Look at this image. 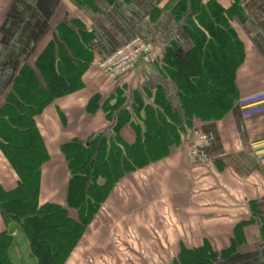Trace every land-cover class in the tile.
<instances>
[{
    "label": "crops",
    "instance_id": "1",
    "mask_svg": "<svg viewBox=\"0 0 264 264\" xmlns=\"http://www.w3.org/2000/svg\"><path fill=\"white\" fill-rule=\"evenodd\" d=\"M176 1L0 0V112L8 95L15 93L20 69L48 76L50 57L57 75L67 64L75 72L74 81L62 87L71 91L55 97L34 118L49 156L42 169L39 204L64 203L62 144L111 135V122L101 106L113 94L139 93L146 104L176 113L183 121L177 88L162 61L168 50L183 60L192 48L184 18L174 8ZM236 1L244 19L231 25L245 46L237 74L239 99L224 118L195 123L210 136L205 158L190 161L187 133L167 156L123 180L110 196L121 200V189L134 184L130 194L142 201L135 209L136 220L149 221L157 236L166 233V245L159 246L169 252L167 264L174 262L179 246L192 250L204 244L214 255L206 264H264V112H251L264 106V0ZM216 2L227 8L233 0ZM135 36L150 45L149 56L116 81L101 75L95 63ZM121 138L133 141L129 127L122 129ZM15 181L0 152V186L8 190ZM131 195L126 194L125 201ZM101 209L64 264L110 260L125 249L120 234L110 237L114 228L99 230L98 218L106 215Z\"/></svg>",
    "mask_w": 264,
    "mask_h": 264
},
{
    "label": "trees",
    "instance_id": "2",
    "mask_svg": "<svg viewBox=\"0 0 264 264\" xmlns=\"http://www.w3.org/2000/svg\"><path fill=\"white\" fill-rule=\"evenodd\" d=\"M174 8L184 18L192 48L183 60L168 50L162 61L177 88L183 121L176 113L146 104L139 93L110 96L101 109L111 122V135L71 139L60 146L67 170L63 205L39 204L42 169L49 156L34 118L55 97L71 91L62 87L74 81V68L67 64L57 75L48 57V76L20 69L15 93L8 95L0 112V152L16 177L11 189L0 186V264H14L10 224L19 227L34 264H64L123 180L163 159L187 133L190 140L195 123L218 121L238 102L237 74L245 61L244 43L231 25L244 19L238 2L222 8L216 0H177ZM126 126L133 134L130 144L121 138ZM213 258L206 244L192 250L179 246L172 264H206Z\"/></svg>",
    "mask_w": 264,
    "mask_h": 264
},
{
    "label": "rangeland",
    "instance_id": "3",
    "mask_svg": "<svg viewBox=\"0 0 264 264\" xmlns=\"http://www.w3.org/2000/svg\"><path fill=\"white\" fill-rule=\"evenodd\" d=\"M133 189L134 184H126L120 191L124 194L123 199H108L102 208L106 215L98 218V225L102 226L99 230L114 228L116 232H111L110 237L114 233L120 234L119 239L125 249L110 260H84V264H167L170 260L168 250L160 248L161 244L166 245V233L160 232L157 236L150 230L149 221L136 220L135 209L142 205V201L132 197L130 192ZM126 194L127 198L131 195L128 201L124 198ZM10 257L14 264H34L29 257L27 243L18 231L13 235Z\"/></svg>",
    "mask_w": 264,
    "mask_h": 264
},
{
    "label": "built area",
    "instance_id": "4",
    "mask_svg": "<svg viewBox=\"0 0 264 264\" xmlns=\"http://www.w3.org/2000/svg\"><path fill=\"white\" fill-rule=\"evenodd\" d=\"M150 53V45L135 36L98 60L95 67L105 78L116 81L128 74L139 60L147 58ZM251 112L255 114L262 113L264 112V106L252 109ZM209 142L210 136L204 133L199 126L194 125L190 129L188 157L191 162L205 158V148Z\"/></svg>",
    "mask_w": 264,
    "mask_h": 264
},
{
    "label": "water",
    "instance_id": "5",
    "mask_svg": "<svg viewBox=\"0 0 264 264\" xmlns=\"http://www.w3.org/2000/svg\"><path fill=\"white\" fill-rule=\"evenodd\" d=\"M15 230H19V227L15 224H10L7 228V231H8V235L11 236Z\"/></svg>",
    "mask_w": 264,
    "mask_h": 264
}]
</instances>
